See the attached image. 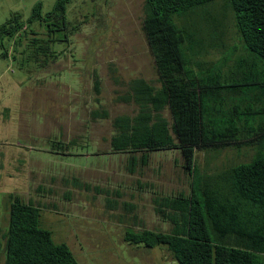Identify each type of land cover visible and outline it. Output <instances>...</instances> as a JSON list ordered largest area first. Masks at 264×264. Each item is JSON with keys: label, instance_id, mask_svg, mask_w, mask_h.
I'll list each match as a JSON object with an SVG mask.
<instances>
[{"label": "rangeland", "instance_id": "374dc122", "mask_svg": "<svg viewBox=\"0 0 264 264\" xmlns=\"http://www.w3.org/2000/svg\"><path fill=\"white\" fill-rule=\"evenodd\" d=\"M39 2L47 13L56 0H0V28L15 14L27 20ZM144 15V0L73 1L68 17L83 23L81 30L68 47L59 44L58 59L39 72L34 64L14 61L13 43L5 38L3 47L0 38V264L5 263L11 194L40 208L41 226L57 243L68 245L79 264H177L166 246L132 245L125 236L129 229L171 230L153 201L190 193L192 180L182 169L181 155L153 153L146 166L138 162L132 172L129 156L114 154L110 143L113 120L138 111L125 100L131 81L158 85ZM187 18L179 24H189ZM189 21L207 43L227 48L209 49L203 61L229 57L227 64L233 66L245 54L223 0L197 10ZM95 72L102 80L100 95L94 91ZM95 111H107L109 118H94ZM61 143L71 146L62 149ZM246 155L201 153L197 165L212 176L250 160Z\"/></svg>", "mask_w": 264, "mask_h": 264}, {"label": "trees", "instance_id": "16d2710c", "mask_svg": "<svg viewBox=\"0 0 264 264\" xmlns=\"http://www.w3.org/2000/svg\"><path fill=\"white\" fill-rule=\"evenodd\" d=\"M73 1L56 0L47 13L39 2L27 20L13 15L0 28L1 45L7 38L14 61L34 64L37 72L47 68L58 59L59 44L68 47L81 30L83 23L68 17ZM217 1L144 0L142 28L158 85L131 81L125 100L138 111L113 120L111 149L129 156L132 172L138 162L146 166L153 153L178 151L192 181L189 194L153 201L156 214L171 224L168 233L129 229L125 239L146 248L166 246L177 264H264V0H223L245 51L233 66L227 64L229 57L218 63L201 59L209 49L226 46L207 43L189 21ZM183 17L189 24H179ZM9 56L4 48L3 57ZM101 85L95 72L97 95ZM92 115L109 118L107 111ZM226 150L245 151L250 160L205 176L197 156ZM8 199L4 264H79L70 247L41 226L39 207L18 194Z\"/></svg>", "mask_w": 264, "mask_h": 264}, {"label": "crops", "instance_id": "0c3cea01", "mask_svg": "<svg viewBox=\"0 0 264 264\" xmlns=\"http://www.w3.org/2000/svg\"><path fill=\"white\" fill-rule=\"evenodd\" d=\"M1 119V118H0ZM2 120V119H1ZM3 121V120H2Z\"/></svg>", "mask_w": 264, "mask_h": 264}]
</instances>
